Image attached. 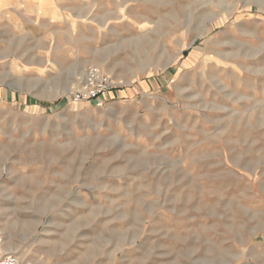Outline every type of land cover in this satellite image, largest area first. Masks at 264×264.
Returning a JSON list of instances; mask_svg holds the SVG:
<instances>
[{"label":"rangeland","instance_id":"1","mask_svg":"<svg viewBox=\"0 0 264 264\" xmlns=\"http://www.w3.org/2000/svg\"><path fill=\"white\" fill-rule=\"evenodd\" d=\"M90 67L112 92L68 102ZM0 233L19 264H264V0L0 6Z\"/></svg>","mask_w":264,"mask_h":264},{"label":"built area","instance_id":"2","mask_svg":"<svg viewBox=\"0 0 264 264\" xmlns=\"http://www.w3.org/2000/svg\"><path fill=\"white\" fill-rule=\"evenodd\" d=\"M97 75L100 77L97 78ZM114 82L108 79L96 67L89 68V76L85 82L74 90L68 97L70 103H83L88 101H99L110 94L114 87ZM0 233V242H1ZM0 264H18V258L15 255L0 256Z\"/></svg>","mask_w":264,"mask_h":264},{"label":"crops","instance_id":"3","mask_svg":"<svg viewBox=\"0 0 264 264\" xmlns=\"http://www.w3.org/2000/svg\"><path fill=\"white\" fill-rule=\"evenodd\" d=\"M21 2V3H36L41 5L47 4L48 0L45 1L44 4H40L39 0H0V6H5L7 4L13 3V2Z\"/></svg>","mask_w":264,"mask_h":264},{"label":"bare ground","instance_id":"4","mask_svg":"<svg viewBox=\"0 0 264 264\" xmlns=\"http://www.w3.org/2000/svg\"><path fill=\"white\" fill-rule=\"evenodd\" d=\"M89 76V70H88V72H87V75H86V77H85V79H84V82H85V80L87 79V77ZM100 76L99 75H97V78H99ZM109 79V78H108ZM110 80V79H109ZM111 81V80H110ZM83 82V83H84ZM81 87V86H80ZM18 264H19V262H18Z\"/></svg>","mask_w":264,"mask_h":264}]
</instances>
